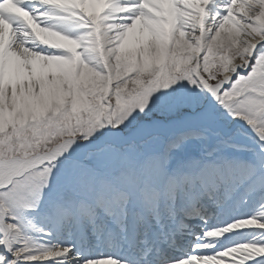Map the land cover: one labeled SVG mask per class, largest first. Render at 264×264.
<instances>
[{
	"label": "snow or ice",
	"instance_id": "snow-or-ice-1",
	"mask_svg": "<svg viewBox=\"0 0 264 264\" xmlns=\"http://www.w3.org/2000/svg\"><path fill=\"white\" fill-rule=\"evenodd\" d=\"M0 264H264V0H0Z\"/></svg>",
	"mask_w": 264,
	"mask_h": 264
}]
</instances>
